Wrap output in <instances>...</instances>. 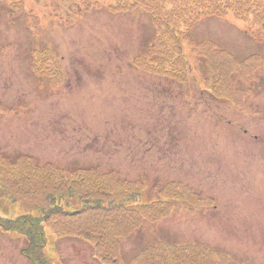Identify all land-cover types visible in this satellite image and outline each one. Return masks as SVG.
Segmentation results:
<instances>
[{
  "label": "rangeland",
  "instance_id": "374dc122",
  "mask_svg": "<svg viewBox=\"0 0 264 264\" xmlns=\"http://www.w3.org/2000/svg\"><path fill=\"white\" fill-rule=\"evenodd\" d=\"M14 1L16 10L0 0V153L42 167L36 173L52 188L41 192L35 216L62 190L60 171L74 173L69 190L81 198L89 185L95 195L93 177L104 183L111 170L127 189L98 196L123 203L118 218L102 221L109 226L96 229L77 212L51 221L48 264H103L114 249L122 264H264V60L251 72L236 64L264 57V25L232 15L198 23L180 59L164 63L163 71L187 67L182 82L136 65L155 40L150 10L114 12L110 0ZM215 47L236 59L226 64V87L209 55ZM23 197L29 208L32 198ZM22 212L0 191L1 217ZM75 230L96 242L73 238ZM26 245L0 231V264H33Z\"/></svg>",
  "mask_w": 264,
  "mask_h": 264
},
{
  "label": "trees",
  "instance_id": "16d2710c",
  "mask_svg": "<svg viewBox=\"0 0 264 264\" xmlns=\"http://www.w3.org/2000/svg\"><path fill=\"white\" fill-rule=\"evenodd\" d=\"M12 1V0H9ZM81 5L84 6L87 3L91 4V7H94L98 2L96 0H80ZM111 8L114 12L124 11L135 9L138 7L145 8L146 11H151L150 15L153 18V24L155 27V40L150 45L149 50L140 55L136 60V65L138 67H146L153 73L162 74L167 77L179 79L181 78L182 82L186 79V74L188 72L187 67H177L170 64L169 69L163 71L164 63H171L167 59H172L170 55L176 54V60L180 59V54L183 52V42L190 37V32L192 29L201 21L209 18H227L232 15L236 20L242 22H248L251 24V27H257L264 25V0H110ZM55 3V2H51ZM15 3H10V6L13 10ZM56 9L61 6L59 2L58 5L55 3ZM99 6L103 7V3L100 2ZM61 11L63 8L61 6ZM18 11V10H17ZM263 28L257 29V31ZM208 43V42H207ZM259 43V42H258ZM209 44V43H208ZM210 50V49H207ZM43 53H51L50 50H47ZM210 58L215 63V73H220L222 71V76L225 77L229 68L226 66L230 60L235 61L236 59L226 50H221L215 47L209 51ZM55 58V57H54ZM253 59V60H252ZM258 59L260 62L264 60V57L261 58H251L252 62L249 63H239L236 61L238 67L241 71L255 70L253 64H255ZM36 61H40V57H35ZM175 61V60H174ZM44 62H47L44 60ZM58 63L57 58L51 59V63ZM259 62V63H260ZM165 69V68H164ZM178 70V71H177ZM223 70L225 73H223ZM54 72H57L55 70ZM225 74V75H224ZM56 76V75H55ZM54 76V77H55ZM52 77V76H51ZM53 78V77H52ZM222 78V77H221ZM220 78V79H221ZM222 86H228L226 77L221 83ZM148 108L146 113L149 111ZM2 112H0L1 114ZM158 124H162L159 121ZM0 157L8 162V164L0 165V191L2 197L9 201L12 205L22 204L23 212L12 218L1 217L0 216V229L6 233L18 235L26 241V247L22 249V255L26 256L33 264H48V260L44 257V251L47 245V227L50 222H56L64 220V216L72 215L73 213H78V219L83 221L90 222L91 226L98 229V227L109 226L103 224L102 221H109L113 218H118L119 209L122 207L123 203L120 200L103 198L98 196L110 197L113 194H110L109 189L117 191L127 190L123 185L126 184L123 180H114L111 175L114 174V171L106 172L105 182H98L99 177H93L92 181L96 185L93 187V195L87 191H90L91 187L85 191V195L81 198V195H77L76 191L69 190L70 180L74 179V173L70 174L68 171H60L64 175L62 180L63 188L62 190H57V193L54 197H49L46 202L49 205V209H42L41 214L35 216V205L39 200L41 192L48 191L52 188L50 184L45 181L43 178V173H36L37 169H42L41 166L36 165V162L33 157L29 158L28 156H19L15 160H10L7 156L0 153ZM49 166V165H48ZM22 169H26L27 174L20 177L22 174ZM64 170V169H60ZM91 171V170H89ZM36 174L35 184L33 185L30 182H24L23 179L29 177L31 174ZM47 174V173H46ZM82 176L86 174L84 170H77L75 173ZM100 175V174H98ZM46 176V175H45ZM101 176V175H100ZM114 180V183L111 184V181ZM122 183V188L120 184ZM35 189V190H33ZM53 190L55 188L53 187ZM101 192L104 194H101ZM119 194L117 192V197H122L125 194ZM23 196L32 198V201L27 208V205L23 201ZM137 199H143L142 194H135ZM155 202H157L155 200ZM152 202L150 204L144 203L140 207V210H146L152 207ZM130 202H125L124 207L125 211H129ZM80 204L81 209L78 210V205ZM22 208V207H21ZM25 212V213H24ZM75 215V214H74ZM60 216V217H59ZM60 218V219H59ZM51 222V223H52ZM59 223V222H58ZM64 224V223H63ZM127 228L125 226H121ZM91 227L90 230H94ZM55 230L62 232L59 228L55 227ZM112 230V229H107ZM86 231L75 230L72 232V237L77 239H82L88 241L90 244L93 240L96 242V239L91 235L86 236L88 233ZM98 231V230H97ZM97 238H98V234ZM129 234H115L116 240L118 238L128 237ZM181 245L174 244L171 248L173 252H179L178 249ZM119 250V249H118ZM122 258L120 251L116 249L109 252L108 255L103 256V264H122ZM50 264V263H49Z\"/></svg>",
  "mask_w": 264,
  "mask_h": 264
},
{
  "label": "bare ground",
  "instance_id": "6f19581e",
  "mask_svg": "<svg viewBox=\"0 0 264 264\" xmlns=\"http://www.w3.org/2000/svg\"><path fill=\"white\" fill-rule=\"evenodd\" d=\"M55 8H56V5H55Z\"/></svg>",
  "mask_w": 264,
  "mask_h": 264
}]
</instances>
